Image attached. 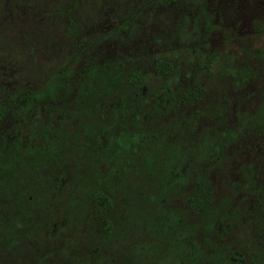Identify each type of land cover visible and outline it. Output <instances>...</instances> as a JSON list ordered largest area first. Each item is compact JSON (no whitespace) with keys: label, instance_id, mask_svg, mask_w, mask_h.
<instances>
[{"label":"trees","instance_id":"trees-1","mask_svg":"<svg viewBox=\"0 0 264 264\" xmlns=\"http://www.w3.org/2000/svg\"><path fill=\"white\" fill-rule=\"evenodd\" d=\"M39 2L0 0V264H98L131 230L157 264H264V44L95 60L121 33L81 0ZM182 120L193 154L158 169Z\"/></svg>","mask_w":264,"mask_h":264},{"label":"rangeland","instance_id":"rangeland-1","mask_svg":"<svg viewBox=\"0 0 264 264\" xmlns=\"http://www.w3.org/2000/svg\"><path fill=\"white\" fill-rule=\"evenodd\" d=\"M81 1H83L81 10L85 20L92 24L100 23L114 32L121 33L118 39L111 36L101 37L102 45L97 46V53L100 54L94 56L95 60L103 57L122 59L123 54L147 57L149 56L147 53H150L153 47L159 49L160 45L169 46L167 52H164V57L170 58L174 56L170 53L173 47H177L181 39L187 37L191 39L189 43L193 49L205 52L216 50L219 57L224 54L240 57L243 55L241 44H247L248 47L264 44V0H172L169 3L172 6H158L156 10L153 6L146 4L144 8L132 14L135 26L127 33L119 29L122 23L117 15L121 11L124 13L127 9L132 10L131 8L138 7L136 5L138 0H97L96 4H92L89 0ZM33 2L37 3L39 0H33ZM42 4L47 5L45 0H42ZM206 19L213 28L204 32L203 23ZM2 20L0 17V23ZM18 27L21 26L18 25ZM183 27L188 31H183L181 36ZM194 53L199 55L198 52ZM184 54H187V50L173 58L182 71H184L182 68L188 66V63L183 66L180 60ZM0 58L2 60L3 57L0 56ZM187 125L188 121L185 120L176 122L174 126L179 133H165L159 146L155 144L154 139L141 140V149L148 148L146 146L153 142L159 157L166 158L161 164H157L158 169L168 167L167 159L193 154L189 150L192 148L191 141H193L190 133L187 137V132L184 134L181 132V129ZM148 152H154V149L150 148ZM196 232L202 235L204 230L199 228ZM133 233L134 230H131L123 238L110 243L103 259L100 260L99 256H95V259L99 261L98 264H157L153 258L156 254H153L144 243L147 237L146 232H139L142 235V241L136 238L137 233ZM97 246L100 250H104L101 248L103 245Z\"/></svg>","mask_w":264,"mask_h":264}]
</instances>
